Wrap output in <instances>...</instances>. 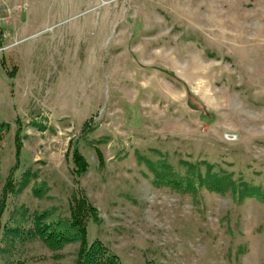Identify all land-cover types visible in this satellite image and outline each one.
<instances>
[{
    "label": "rangeland",
    "instance_id": "rangeland-1",
    "mask_svg": "<svg viewBox=\"0 0 264 264\" xmlns=\"http://www.w3.org/2000/svg\"><path fill=\"white\" fill-rule=\"evenodd\" d=\"M1 46L0 195L19 125L31 175L2 223L65 219L83 188L89 242L122 263L264 264V0H0ZM79 246L6 235L0 264H74Z\"/></svg>",
    "mask_w": 264,
    "mask_h": 264
},
{
    "label": "trees",
    "instance_id": "trees-1",
    "mask_svg": "<svg viewBox=\"0 0 264 264\" xmlns=\"http://www.w3.org/2000/svg\"><path fill=\"white\" fill-rule=\"evenodd\" d=\"M88 127L89 123H85L81 135L74 143L71 142L69 144L66 153V159L69 160L70 158L73 164L71 173L73 174L74 181L78 185H81L83 177L91 167L87 157L78 147L81 141H85L86 133L92 129L90 126L89 130H87ZM10 129V123L2 120L0 116V149L4 147L6 135L10 132ZM14 139L16 163L10 168L0 195V234H2L0 238V252L3 239L6 235H11L22 240L39 239L49 248L56 251L68 243L79 241L80 246L74 264H126L122 263L119 255L113 252L102 241L94 240L92 243L89 242L88 233L90 222L99 224L102 221V217L100 216V210L90 202L83 188L78 189V191H81L80 196H75V193L70 198L69 215L65 219L59 216L53 217L52 211L43 210L32 213L33 215L28 222H19V220L15 222L10 218L7 222L2 223V216L7 208L10 196L20 192L22 187H27L31 178L29 172L25 175V179L22 182L16 178V173L22 161V153L25 150V134L21 125L17 128ZM96 151L100 160V167H102L103 154L99 148H96ZM162 167L160 169H158L159 166L153 167V170H155V174L157 172L161 175L164 174L165 184L181 187L185 183L182 178L172 176L174 173L171 168ZM193 182L198 183L197 181H191L187 182V185L191 183L192 186ZM199 183L203 185V181L200 178ZM23 264H26V261Z\"/></svg>",
    "mask_w": 264,
    "mask_h": 264
},
{
    "label": "built area",
    "instance_id": "built-area-1",
    "mask_svg": "<svg viewBox=\"0 0 264 264\" xmlns=\"http://www.w3.org/2000/svg\"><path fill=\"white\" fill-rule=\"evenodd\" d=\"M18 8H19V10H22V11H23V10H27L26 7H25V8H24V7H23V8H22V7H18ZM18 8H17V9H18ZM20 8H21V9H20ZM7 48H8V47H7ZM7 48H6V49H7ZM3 49H4V48H2V46H1V47H0V52L3 51Z\"/></svg>",
    "mask_w": 264,
    "mask_h": 264
}]
</instances>
